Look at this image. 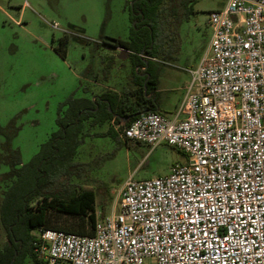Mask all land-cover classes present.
Here are the masks:
<instances>
[{
	"label": "built area",
	"instance_id": "2783aa9c",
	"mask_svg": "<svg viewBox=\"0 0 264 264\" xmlns=\"http://www.w3.org/2000/svg\"><path fill=\"white\" fill-rule=\"evenodd\" d=\"M212 37L174 118L146 111L119 137L187 155L122 185L93 235L42 229L47 264H264V0L209 12Z\"/></svg>",
	"mask_w": 264,
	"mask_h": 264
},
{
	"label": "rangeland",
	"instance_id": "374dc122",
	"mask_svg": "<svg viewBox=\"0 0 264 264\" xmlns=\"http://www.w3.org/2000/svg\"><path fill=\"white\" fill-rule=\"evenodd\" d=\"M190 1V16L180 29L179 51L163 50L150 69L162 71V82L174 89L160 95L164 111L177 103L181 88L192 79L191 70L207 50L212 37L209 12L227 2ZM133 2L0 0V125L14 121L20 128L13 143L21 150L23 163L30 162L59 129L58 118L68 115L71 99L93 100L108 87L121 92L131 84V59L119 58V51L108 48L103 40H129L139 32L131 11ZM62 42L66 56L57 50ZM118 124L85 121L72 158L81 173L73 176V182L97 192V220L100 212L103 217L115 206L119 210L118 193L132 174L136 179L164 176L173 164L187 161L186 154L167 143L155 148L145 143L126 144L115 132ZM3 141L0 135V147ZM8 169L1 164L0 174ZM54 217L62 224L81 221L69 214Z\"/></svg>",
	"mask_w": 264,
	"mask_h": 264
},
{
	"label": "trees",
	"instance_id": "16d2710c",
	"mask_svg": "<svg viewBox=\"0 0 264 264\" xmlns=\"http://www.w3.org/2000/svg\"><path fill=\"white\" fill-rule=\"evenodd\" d=\"M191 3L190 0H134L131 6L133 20L137 19L135 10L148 7L146 20L151 23L153 41L141 30V16L135 25L139 32L129 40L111 37L106 42L103 40L105 45L115 49L128 46L133 64L131 84L128 83L121 92L108 90L93 100L87 97L71 99L68 115L58 118L59 129L30 162L23 163L21 150L13 143L20 128L14 121L7 126L0 125V135L4 137L0 165L9 166L0 174V264H28L29 260L30 264H47L35 251L42 229L94 234L97 192L73 182V176L81 174L72 162L80 143L79 133L84 122L91 119L97 124L121 123L123 117L136 114L126 122L128 124L146 110L157 111L158 94L155 92L153 97H147L156 89L160 74L150 70L151 59L157 60V54L166 49L179 51L180 29L190 16ZM57 50L66 56L67 48H63V42ZM145 56L149 57L148 65L141 61ZM145 66L148 67L142 70ZM54 214H69L81 221L62 224Z\"/></svg>",
	"mask_w": 264,
	"mask_h": 264
},
{
	"label": "crops",
	"instance_id": "0c3cea01",
	"mask_svg": "<svg viewBox=\"0 0 264 264\" xmlns=\"http://www.w3.org/2000/svg\"><path fill=\"white\" fill-rule=\"evenodd\" d=\"M225 5V4H224ZM222 8V7H221ZM118 51H119V49L118 48H116ZM151 61H152V63H155V62H158L155 58H153V59H151ZM148 65V64H147ZM146 67H148V66H145V67H143L142 68V70H144ZM138 69V68H137ZM162 72V71H161ZM161 72H160V74H159V80H158V84H157V87H156V89L154 90V91H152V92H150V94H148V98H151V97H153V95H154V93L156 92L157 94H158V99H159V104H158V106L156 107V109H157V112H159V113H161L162 115H164V116H166V117H168V118H174L176 115H177V113H178V109H179V107H180V104H181V102H182V100H183V98H184V95H185V87H186V83H185V85H183V87L181 88V91H182V93H181V95H180V97L178 98V100H177V103L176 104H173V107L171 106L170 107V109H168L169 111H164V108L162 109V106H161V104H162V102H163V100H162V98H161V93H163V92H166V91H169V90H174V89H168V88H166V86L164 85V83L162 82V75H161ZM144 75L143 73H140V75ZM172 76V75H171ZM172 78V77H171ZM108 90H111V91H116V92H119L117 89H115V88H111V87H108V89H105L104 91H102L101 93H99V94H97V95H100V94H102L103 92H106V91H108ZM122 90V89H121ZM147 90H145V92H146ZM94 99H95V97H94ZM115 130V129H114ZM117 132V131H116Z\"/></svg>",
	"mask_w": 264,
	"mask_h": 264
},
{
	"label": "flooded vegetation",
	"instance_id": "af4514ba",
	"mask_svg": "<svg viewBox=\"0 0 264 264\" xmlns=\"http://www.w3.org/2000/svg\"><path fill=\"white\" fill-rule=\"evenodd\" d=\"M133 5V4H132ZM147 13H148V7L147 6H145L142 10H135V17H137V19L136 20H134V22H135V25L138 23V21L140 20V16H141V18H142V20H143V24H142V28H141V30L144 32V36H146V35H148L149 36V38H151L152 39V41H153V35H152V31H151V23L148 21V19L146 20V16H147ZM104 42H106V40H104ZM108 46V48H111V46L110 45H107ZM120 54V50H119V52H118V55ZM131 57V52H130V55L127 57V58H130ZM122 59H125V58H122ZM141 61H147V59L146 58H141Z\"/></svg>",
	"mask_w": 264,
	"mask_h": 264
},
{
	"label": "water",
	"instance_id": "95a60500",
	"mask_svg": "<svg viewBox=\"0 0 264 264\" xmlns=\"http://www.w3.org/2000/svg\"><path fill=\"white\" fill-rule=\"evenodd\" d=\"M117 48L120 49V54L118 55L119 58H127L130 55L131 51L129 50L128 46L123 45V46H119ZM146 63L148 64L149 61L147 60ZM145 90H147V86H145ZM146 111H148V110H146ZM146 111H144V112H146ZM144 112H142V113H144ZM135 115L136 114L123 117L122 123L128 122L132 118V116H135Z\"/></svg>",
	"mask_w": 264,
	"mask_h": 264
}]
</instances>
